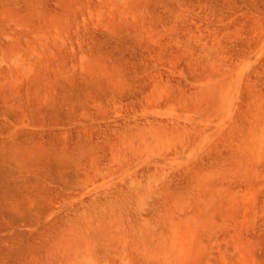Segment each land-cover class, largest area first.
<instances>
[{
    "label": "rangeland",
    "instance_id": "1",
    "mask_svg": "<svg viewBox=\"0 0 264 264\" xmlns=\"http://www.w3.org/2000/svg\"><path fill=\"white\" fill-rule=\"evenodd\" d=\"M0 264H264V0H0Z\"/></svg>",
    "mask_w": 264,
    "mask_h": 264
}]
</instances>
